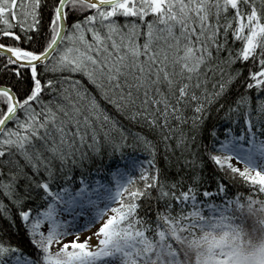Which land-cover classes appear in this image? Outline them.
Wrapping results in <instances>:
<instances>
[{"label":"snow or ice","instance_id":"obj_1","mask_svg":"<svg viewBox=\"0 0 264 264\" xmlns=\"http://www.w3.org/2000/svg\"><path fill=\"white\" fill-rule=\"evenodd\" d=\"M0 264H264V0H0Z\"/></svg>","mask_w":264,"mask_h":264},{"label":"trees","instance_id":"obj_2","mask_svg":"<svg viewBox=\"0 0 264 264\" xmlns=\"http://www.w3.org/2000/svg\"><path fill=\"white\" fill-rule=\"evenodd\" d=\"M131 131L133 132H137V131H140L139 127L138 126H135V125H130L129 126ZM129 152L131 153V150H129ZM135 155L139 156L140 154L139 153H136ZM142 158V157H141ZM118 161H119V157H116L114 159H108L107 157H105V166L106 167H112V168H115L118 166ZM120 164H123L124 161H119ZM103 175V173L101 174Z\"/></svg>","mask_w":264,"mask_h":264},{"label":"rangeland","instance_id":"obj_3","mask_svg":"<svg viewBox=\"0 0 264 264\" xmlns=\"http://www.w3.org/2000/svg\"><path fill=\"white\" fill-rule=\"evenodd\" d=\"M237 163H238L239 167L243 168L244 165L242 163H240V162H237ZM97 223H99V221ZM93 230H94V227H93ZM81 238H83V234H82ZM69 239H71V237H69Z\"/></svg>","mask_w":264,"mask_h":264},{"label":"clouds","instance_id":"obj_4","mask_svg":"<svg viewBox=\"0 0 264 264\" xmlns=\"http://www.w3.org/2000/svg\"><path fill=\"white\" fill-rule=\"evenodd\" d=\"M249 226H250V225H249ZM246 227H247V226H246ZM256 239H257V240H259V239H260V237H259V236H257V237H256Z\"/></svg>","mask_w":264,"mask_h":264}]
</instances>
